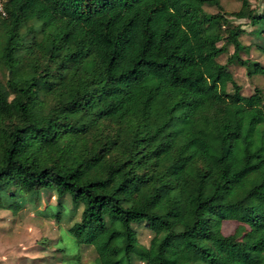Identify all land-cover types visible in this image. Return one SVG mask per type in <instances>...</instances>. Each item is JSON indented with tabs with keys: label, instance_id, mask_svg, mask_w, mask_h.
Returning <instances> with one entry per match:
<instances>
[{
	"label": "trees",
	"instance_id": "16d2710c",
	"mask_svg": "<svg viewBox=\"0 0 264 264\" xmlns=\"http://www.w3.org/2000/svg\"><path fill=\"white\" fill-rule=\"evenodd\" d=\"M232 19L264 53L249 0H0V187L82 209L95 264H264V91L218 59L264 66Z\"/></svg>",
	"mask_w": 264,
	"mask_h": 264
},
{
	"label": "rangeland",
	"instance_id": "374dc122",
	"mask_svg": "<svg viewBox=\"0 0 264 264\" xmlns=\"http://www.w3.org/2000/svg\"><path fill=\"white\" fill-rule=\"evenodd\" d=\"M220 1L228 14L239 11L242 5V0ZM249 2L252 8L264 12V0ZM202 9L208 14L220 11L209 6H203ZM232 21L235 25L244 26L246 33L242 42L252 47L251 52L242 57L264 66V53L257 48L261 41L255 29L247 20ZM232 53L233 48L218 59L227 68V78L235 80L242 87L244 96L252 95L256 88L264 91L263 76L249 77L244 68L228 65ZM228 90L231 92V85ZM131 192L139 203L146 196L145 191L133 189ZM20 193L7 185L0 187V264H95L97 255L94 248L81 245L71 233L73 226L80 220L82 209L75 212L67 201H64V207H59L56 195L46 190ZM239 225L234 221L225 222L224 235H234ZM136 229L140 244L148 246L153 233L144 225H137Z\"/></svg>",
	"mask_w": 264,
	"mask_h": 264
}]
</instances>
